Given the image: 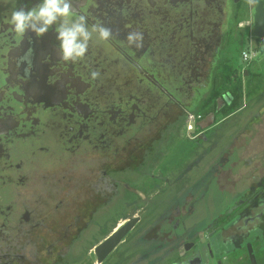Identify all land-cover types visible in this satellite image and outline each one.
<instances>
[{
	"label": "flooded vegetation",
	"instance_id": "af4514ba",
	"mask_svg": "<svg viewBox=\"0 0 264 264\" xmlns=\"http://www.w3.org/2000/svg\"><path fill=\"white\" fill-rule=\"evenodd\" d=\"M38 3L0 0V264H107L121 249L134 252L126 264H165L176 248L186 259L173 264H223L228 250L214 253L189 223L198 193L219 172L197 176V166L220 147L208 134L243 110L227 114L233 94L244 96L246 80L263 85L250 65L241 67L239 52L264 0H72L74 15L114 37L94 35L74 64L61 61L55 26L39 38L13 33L12 11ZM129 32L143 34V47L128 44ZM28 49L26 71L18 59ZM191 116L200 118L189 123ZM184 127L203 154L162 162ZM226 152L222 146L220 162ZM259 185L253 179L247 193ZM118 202L125 213L116 217ZM251 215L243 228L261 222L264 209ZM132 220L99 262L96 248Z\"/></svg>",
	"mask_w": 264,
	"mask_h": 264
},
{
	"label": "rangeland",
	"instance_id": "374dc122",
	"mask_svg": "<svg viewBox=\"0 0 264 264\" xmlns=\"http://www.w3.org/2000/svg\"><path fill=\"white\" fill-rule=\"evenodd\" d=\"M262 48H264L263 43L257 41L253 34H245L241 51H250L252 59L248 63L243 62L240 51L241 67L245 68L250 65L249 69L261 76L263 85L257 90L252 88L251 82L245 81L248 87L240 106L243 110L230 115L220 127L208 134L209 138L217 142L220 147L214 148L212 154L201 163L198 160L197 166V176L210 169L219 172L211 180L208 191L198 193L193 219L189 223L194 226L196 234L202 236V240L211 239L214 253L228 250L230 255L226 257V261L229 264H247L246 245L248 243L252 244L260 264H262L261 261H264L262 252L264 250V219L261 222L249 223L243 228L244 221L252 217L251 214L256 215L264 209V190L262 188L264 186V54ZM220 119L221 117L218 118V120ZM191 135L192 133L186 127L180 130V134L174 137L172 144L166 149L162 162L178 165V163L187 160L189 156H196L199 159L205 145L189 140ZM222 146L228 147L223 167H221L223 162L219 160ZM164 167L163 165L162 169ZM253 179L257 184L260 182V185L256 186L254 190L256 193L254 192L255 194L251 196L250 192H247ZM197 181L200 183L203 180L198 177ZM257 202H259L260 209L255 212L253 211L255 209L252 208L257 206ZM124 213V207L118 202L114 215L119 217ZM238 228L241 230L238 231ZM96 236V234L87 236L81 243L83 246L81 248L85 250L92 245ZM168 250H165V253ZM125 251V249H121L120 254L112 255L107 264L128 263L130 254L134 252L128 251L122 254ZM172 253L176 256L174 258L170 256L167 259L165 257V264L175 263L177 257L179 261L186 259L183 248L180 250L176 248ZM69 261L70 264H73L72 259ZM130 263H135V259L132 258ZM211 264H216V262Z\"/></svg>",
	"mask_w": 264,
	"mask_h": 264
},
{
	"label": "clouds",
	"instance_id": "9594fccd",
	"mask_svg": "<svg viewBox=\"0 0 264 264\" xmlns=\"http://www.w3.org/2000/svg\"><path fill=\"white\" fill-rule=\"evenodd\" d=\"M72 9V0H40V3L30 9H14L8 24L13 33L22 38L28 31L35 33L38 38L43 37L55 26L61 61L74 64L85 58L94 35L97 40L105 42L114 37L112 29L102 23L93 24L89 28L87 17L74 15ZM126 40L130 46L143 47V34L140 32H129ZM31 56L32 49H28L24 56L18 59V63H28L26 71L30 70ZM91 75L95 79L99 73L94 71Z\"/></svg>",
	"mask_w": 264,
	"mask_h": 264
},
{
	"label": "water",
	"instance_id": "95a60500",
	"mask_svg": "<svg viewBox=\"0 0 264 264\" xmlns=\"http://www.w3.org/2000/svg\"><path fill=\"white\" fill-rule=\"evenodd\" d=\"M264 14L260 7L257 8L255 15V30L254 37L256 38H264ZM137 220L130 221L126 226L121 228L117 233L112 235L108 240H106L103 244L96 248V254L98 256V261L102 262L123 240V238L132 230ZM192 245H186L185 250H190ZM246 250L248 254V260L250 264H258L256 255L254 254V249L252 244L248 243L246 245ZM199 264L198 261H195ZM193 262V264H195ZM222 264V263H218ZM223 264H229L228 261H225Z\"/></svg>",
	"mask_w": 264,
	"mask_h": 264
},
{
	"label": "trees",
	"instance_id": "16d2710c",
	"mask_svg": "<svg viewBox=\"0 0 264 264\" xmlns=\"http://www.w3.org/2000/svg\"><path fill=\"white\" fill-rule=\"evenodd\" d=\"M233 98H234V103L232 104L231 107H229V109L227 111L228 115H230L234 110H236L240 107V103L243 100V94L242 93H239V94L235 93V94H233ZM214 110L215 109L212 108V109H209L207 112L204 111V112H199V113H200V115H207L210 112H214ZM262 252L264 254V250ZM257 261H258V264H260L258 259H257ZM261 262H262V264H264V261H261ZM247 264H250L249 261L247 262Z\"/></svg>",
	"mask_w": 264,
	"mask_h": 264
},
{
	"label": "built area",
	"instance_id": "2783aa9c",
	"mask_svg": "<svg viewBox=\"0 0 264 264\" xmlns=\"http://www.w3.org/2000/svg\"><path fill=\"white\" fill-rule=\"evenodd\" d=\"M241 59L243 60V62H246V63H248L249 61H251V59H252V53L250 52V51H246V50H243V51H241ZM200 117H195V116H191L190 118H189V123H191V122H193L194 120H197V119H199ZM188 129H190V126H189V128Z\"/></svg>",
	"mask_w": 264,
	"mask_h": 264
}]
</instances>
